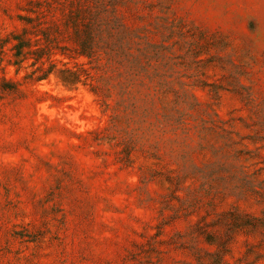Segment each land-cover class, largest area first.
<instances>
[{"label":"rangeland","instance_id":"rangeland-1","mask_svg":"<svg viewBox=\"0 0 264 264\" xmlns=\"http://www.w3.org/2000/svg\"><path fill=\"white\" fill-rule=\"evenodd\" d=\"M0 264H264V0H0Z\"/></svg>","mask_w":264,"mask_h":264},{"label":"trees","instance_id":"trees-1","mask_svg":"<svg viewBox=\"0 0 264 264\" xmlns=\"http://www.w3.org/2000/svg\"><path fill=\"white\" fill-rule=\"evenodd\" d=\"M18 39H19V42H17V44H15L19 47V50H18L19 52H17V54H19L21 52V49H22V46L19 44L21 42L20 38H18Z\"/></svg>","mask_w":264,"mask_h":264}]
</instances>
